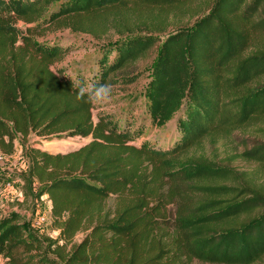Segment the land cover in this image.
Wrapping results in <instances>:
<instances>
[{
    "label": "trees",
    "instance_id": "1",
    "mask_svg": "<svg viewBox=\"0 0 264 264\" xmlns=\"http://www.w3.org/2000/svg\"><path fill=\"white\" fill-rule=\"evenodd\" d=\"M191 1L0 0V152L14 154L21 135L27 166L16 179L26 198L49 196L59 230L57 238H44L22 212L1 216L4 264H254L264 257V188L195 152L205 139L264 116V83L258 82L264 48L246 53L252 33L264 32V0H203L210 12L163 40L144 96L153 125L175 119L178 135L168 147L134 144L143 124L133 128L126 117L122 125L107 113L96 122L94 105L76 99L81 84L112 82L155 47L158 36L132 35L103 46L88 81L52 67L68 47L32 37L34 27L49 22L94 36L111 27L132 34L140 28L108 16L130 2L180 7ZM20 19L39 23L24 32ZM31 133L92 140L53 153L25 145ZM243 155L264 162V142ZM166 178L167 190L161 188ZM170 204L177 207L174 218Z\"/></svg>",
    "mask_w": 264,
    "mask_h": 264
},
{
    "label": "rangeland",
    "instance_id": "2",
    "mask_svg": "<svg viewBox=\"0 0 264 264\" xmlns=\"http://www.w3.org/2000/svg\"><path fill=\"white\" fill-rule=\"evenodd\" d=\"M57 6L58 3L51 5L40 22L48 18ZM117 12L119 14L111 13L108 20L114 23L116 21L114 18L117 15L119 18L117 20H121L131 28H140V31L122 36L116 28L111 27L107 32H101L98 36H94L90 33L74 31L49 22L34 27L32 37L40 41L59 43L63 47H68L69 51L55 60L52 67L55 70L62 69L64 75L72 78L84 76L88 81L96 70L97 57L103 46L132 35L153 34L158 36L159 43L145 56L130 62L125 68L113 75V81L109 83L112 85L111 100L106 105H94L93 118L97 122L100 114L107 113L114 119L120 118L122 125L125 123L126 117L132 118L133 128H137L141 124L145 126L143 135L134 141V144L139 145L148 141L158 147H168L178 135L175 119L162 127L153 125L145 111V89L163 40L180 29L193 26L210 10L203 0H193L180 7H156L130 2L118 9ZM38 23L39 21L27 23L20 19L17 25L26 32L28 27ZM256 48H264V32L252 33L250 46L246 53H250ZM127 77H133V82H125ZM258 82L264 83V78ZM129 125L131 126V124ZM91 140V136L44 138L36 133H31L25 145L53 153H64L78 149ZM259 142H264V116L257 118L251 125L238 129L232 134H219L215 140L205 139L195 149V152L205 154L220 163L233 166L242 172L245 180H250L255 186L264 188V162L250 160L243 155L245 150L254 147ZM23 145L24 142L19 135L16 140L15 153L0 159V174L4 175V179L0 181V217L13 211L22 212L26 218L35 222L33 227L38 235L44 238L47 236L57 238L59 230H55L52 225V204L49 196L44 195L40 200H33L31 197L26 198L22 191V182L16 179L17 174L24 171L27 166L23 156ZM1 154L3 153L0 152ZM162 183L161 188L165 190L171 185L167 178ZM113 203L114 197H111L108 204L112 205ZM176 209L175 204H170L168 217L174 218ZM82 237L83 234L81 233L75 237V241H80ZM50 256L53 257L54 255L50 253ZM4 262V257L0 255V264H4ZM192 264L215 263L195 260ZM254 264H264V257Z\"/></svg>",
    "mask_w": 264,
    "mask_h": 264
},
{
    "label": "clouds",
    "instance_id": "3",
    "mask_svg": "<svg viewBox=\"0 0 264 264\" xmlns=\"http://www.w3.org/2000/svg\"><path fill=\"white\" fill-rule=\"evenodd\" d=\"M112 97V85L103 83L98 85L81 84L78 88L76 99L90 105H106Z\"/></svg>",
    "mask_w": 264,
    "mask_h": 264
},
{
    "label": "built area",
    "instance_id": "4",
    "mask_svg": "<svg viewBox=\"0 0 264 264\" xmlns=\"http://www.w3.org/2000/svg\"><path fill=\"white\" fill-rule=\"evenodd\" d=\"M6 157H8V155L5 154V153H3V154L0 155V159H4ZM26 164H27V162H26ZM32 225L35 226V222H33Z\"/></svg>",
    "mask_w": 264,
    "mask_h": 264
}]
</instances>
